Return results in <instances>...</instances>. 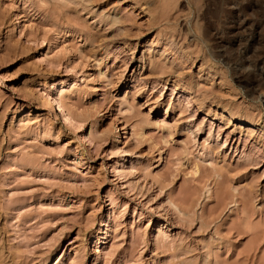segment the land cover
Here are the masks:
<instances>
[{"label":"rangeland","instance_id":"374dc122","mask_svg":"<svg viewBox=\"0 0 264 264\" xmlns=\"http://www.w3.org/2000/svg\"><path fill=\"white\" fill-rule=\"evenodd\" d=\"M0 264H264V0H0Z\"/></svg>","mask_w":264,"mask_h":264},{"label":"bare ground","instance_id":"6f19581e","mask_svg":"<svg viewBox=\"0 0 264 264\" xmlns=\"http://www.w3.org/2000/svg\"><path fill=\"white\" fill-rule=\"evenodd\" d=\"M155 39H156V38H155ZM165 42H166V41H165ZM169 42H170V41H169ZM171 44H172V43H171ZM182 55H184V54H182ZM182 55H181V56H182ZM186 55H187V54H186ZM182 57H185V56H182ZM186 57H187V56H186ZM186 59H187V58H186ZM66 120H67V119H66Z\"/></svg>","mask_w":264,"mask_h":264}]
</instances>
